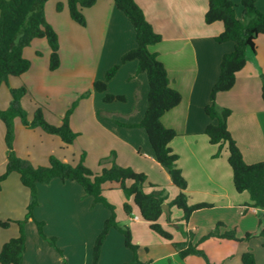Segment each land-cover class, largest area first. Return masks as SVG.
I'll return each instance as SVG.
<instances>
[{
  "label": "crops",
  "instance_id": "crops-1",
  "mask_svg": "<svg viewBox=\"0 0 264 264\" xmlns=\"http://www.w3.org/2000/svg\"><path fill=\"white\" fill-rule=\"evenodd\" d=\"M134 1L153 31L161 37V42L149 46L148 50L157 55L166 70L170 87L181 95L179 105L165 113L161 123L177 135L169 147L177 156V167L186 180L184 193L188 204L211 207L193 212L187 223L182 220L181 210L169 207V215L163 213L159 218L161 227L172 236V240L167 241L150 230L132 198L126 199L118 184L103 185V196L114 206L119 226L130 230L132 243L138 247L136 258L141 263L207 264L198 256L179 257L173 243L184 242L181 231H186L192 235V245L205 254L210 264H242L241 257L245 253L253 255L255 264H264V240L260 236L264 227V208L253 207L246 192L235 191L227 162V146L211 145L205 135L206 127L216 123L206 115L205 107L210 103L211 89L218 80L221 60L233 51L234 44L216 42L215 38L223 31L220 22L205 24L208 0ZM229 1L236 5V17L242 21V0ZM56 2L61 5L60 15L54 14L52 20L47 16V10L53 8V0L46 2L44 14L58 36V69L49 70L50 49L46 40L34 39L22 53L30 62L28 71L10 77L4 83L5 87L0 86V110L7 109L11 89L25 88L26 94L20 104L27 119L31 120L40 101L34 93L46 89L45 84L55 83L57 76L60 82L81 81L92 68L94 74L85 85L89 95L73 101L66 98L52 106L41 107L45 121L59 126L74 104L69 127L77 137L72 144L65 145L59 137L38 128L27 129L16 118L15 154L28 160L33 167L47 166L50 156L75 166L83 156L84 165L93 173L109 168L114 162L145 175L144 191H164L166 205H169L179 189L172 183L167 169L156 161L144 129L127 126L138 124L146 111L149 90L146 75H136V61L120 66L107 83L106 93L124 97L123 102L106 103L104 95L93 89L94 82L103 80L106 71L135 48L131 24L117 10L114 0H97L92 7L83 9L86 28L71 20L67 0ZM255 6L264 14V0H255ZM263 83L264 36L261 35L255 40L254 52H247L246 65L236 74L234 86L215 97L218 107L230 111L227 128L247 165L264 162ZM4 134L0 122V175L6 164ZM22 134H28L25 136L37 143L38 148L23 152L20 146ZM107 158L109 160L105 161ZM37 196L38 206L33 209V219L25 225L22 264H91L94 241L110 218V212L101 204H95L75 182L62 183L54 179L49 184H38ZM28 203V189L21 185L18 174L11 173L0 183V223L23 220ZM125 203L131 207L130 215L124 212ZM34 221L43 223V233L47 237L56 238L61 254L38 235ZM218 224L221 225L219 228ZM215 231L219 235L231 232L236 240L209 238L202 241ZM18 235L19 227L15 223L8 228L0 227V250ZM245 235L251 238L244 240ZM133 259L134 254L125 247L123 236L115 229H109L98 264H131Z\"/></svg>",
  "mask_w": 264,
  "mask_h": 264
},
{
  "label": "trees",
  "instance_id": "trees-1",
  "mask_svg": "<svg viewBox=\"0 0 264 264\" xmlns=\"http://www.w3.org/2000/svg\"><path fill=\"white\" fill-rule=\"evenodd\" d=\"M49 0H0V86L7 83L10 77H18L28 71L30 62L23 58V50L27 48L34 39H45L49 49V70L55 71L60 64L59 42L57 33L46 21L44 5ZM97 0H67L69 16L73 22L81 27L86 26L82 10L92 7ZM115 7L131 24L136 46L126 52L120 62L109 68L103 80L93 83V89L103 94L106 103L113 101L123 102L122 96H113L106 93L107 83L114 78L120 66L127 62L136 61V75L145 74L148 82L147 108L143 119L136 125L128 127H139L144 129L149 144L154 152L156 161L167 169L174 186L179 189L176 198L168 205L174 206L183 213V222L187 223L191 214L195 211L210 208L208 204L189 205L184 191L187 188L181 170L177 167V156L169 147L171 141L177 136L175 131L167 129L161 123V117L179 105L181 95L169 85V79L163 64L158 60L155 53L148 50L149 46L161 42V37L156 34L151 25L146 21L142 9L134 0H114ZM242 21L235 14L236 5L229 0H208V8L204 15L207 25L220 22L223 25L222 33L215 38L218 43L232 42L234 49L231 53L223 56L217 82L211 89L210 103L205 107L206 115L215 120V124H209L205 129V135L211 145L221 148L227 146V162L232 171L233 186L237 193L246 192L249 195L252 206L264 208V162L247 165L242 158L241 152L232 139L228 128L227 119L230 111L220 108L215 103L218 93L229 91L235 84V77L247 62V52L255 50V40L258 36H264V14L255 6V0H242ZM61 9V6L57 7ZM133 78V77H132ZM10 103L5 110H0V122L5 129L4 145L6 164L5 170L0 175V183L11 173L19 175L20 183L29 191V203L25 217L21 221L1 222V228H8L15 223L19 227L17 238L6 242L0 250V264H22L25 251V223L33 219V209L38 206L37 185L49 184L58 179L62 183L75 182L84 191L86 196L92 197L95 204H101L110 212V218L103 224V228L96 238L91 264H98L101 247L109 229L118 231L124 238V245L134 254L131 264H144L137 260L138 247L132 243L130 230L121 227L116 221L115 208L103 196V185L106 183L118 184L126 199L132 198L133 204L139 211L142 220L149 224L150 230L167 241L172 236L159 224L162 216L163 206L166 205V194L164 191L154 190L150 193L144 191L146 177L136 173L130 168H122L112 162L109 168H103L99 173H93L83 163V156L77 165L71 166L62 163L57 158L50 156L45 167H33L28 160L19 158L13 149L14 120L18 118L27 129H40L46 134L60 138L65 145H70L77 135L69 127V116L72 108L66 112L59 126L48 124L40 108L36 109L33 118L27 119L22 109L20 100L26 94L25 88L11 89ZM261 99L264 103V83L261 88ZM121 125L120 123H118ZM114 154L111 155V160ZM109 160L108 158L105 161ZM151 188H155L150 185ZM126 215L131 214V207L127 203L123 206ZM38 235L46 241L49 246L59 254L61 250L56 246L55 238L47 237L43 233V223L34 221ZM221 225L218 224L217 228ZM185 241L173 243L181 259L193 255L203 258L207 264L205 254L192 245V235L181 231ZM264 240V227L260 233ZM209 238H220L236 240L233 233L219 235L217 231L205 236L202 241ZM245 235L244 240L250 239ZM242 264H255L252 254L245 253L241 257Z\"/></svg>",
  "mask_w": 264,
  "mask_h": 264
},
{
  "label": "rangeland",
  "instance_id": "rangeland-1",
  "mask_svg": "<svg viewBox=\"0 0 264 264\" xmlns=\"http://www.w3.org/2000/svg\"><path fill=\"white\" fill-rule=\"evenodd\" d=\"M53 1H54V4H53L52 10L51 11L47 10V16L51 20H52V18L55 17L54 14H56V16H58V15H60V11H61V9L57 10L58 5H60V4H58L56 2V0H53ZM45 5H44V9L46 7ZM87 74H88V76L86 78H83L81 81L76 79L75 81L64 80L65 82H60L59 81L60 78H58V76L56 78L57 81L55 80V83L48 81V83H53V84L52 85L51 84H49V85L45 84L46 89L34 93V97L36 99L40 100L37 104L39 106L38 108H40L43 112L42 108H45L46 104H48V105L51 104V106H52L58 100H64V99L68 98L70 101H73L76 98L80 99L81 97H83V98L87 97L89 94H88V91H86V89H85L86 88L85 85H86V83L90 82V78H91L92 74H94V70L92 68H90L88 70ZM2 87H5V85L3 84ZM2 89H4V88H2ZM84 91H85V93H84ZM72 106H71V108H72ZM25 133H28V132H25ZM25 135H28V134H22L20 136V146H21L22 151L26 152L27 149L38 148V144L34 143L30 138H27L28 136H25ZM24 160H26V159H24ZM25 225H26V223H25ZM25 225H24V232H26L25 231ZM35 226H36V224H35ZM36 230H37V227H36ZM25 237H26V233H25ZM55 240H56V238H55ZM95 241H96V239H95ZM95 241H94V244H95ZM94 244H93V247H94ZM56 246L58 247L57 240H56ZM93 247H92V251H93ZM91 262H92V260H91Z\"/></svg>",
  "mask_w": 264,
  "mask_h": 264
},
{
  "label": "water",
  "instance_id": "water-1",
  "mask_svg": "<svg viewBox=\"0 0 264 264\" xmlns=\"http://www.w3.org/2000/svg\"><path fill=\"white\" fill-rule=\"evenodd\" d=\"M163 212H164L166 215H169V207H168V205H164V206H163Z\"/></svg>",
  "mask_w": 264,
  "mask_h": 264
}]
</instances>
